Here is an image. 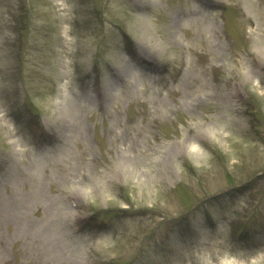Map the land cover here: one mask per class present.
Masks as SVG:
<instances>
[{
	"label": "rangeland",
	"instance_id": "374dc122",
	"mask_svg": "<svg viewBox=\"0 0 264 264\" xmlns=\"http://www.w3.org/2000/svg\"><path fill=\"white\" fill-rule=\"evenodd\" d=\"M0 264H264V0H0Z\"/></svg>",
	"mask_w": 264,
	"mask_h": 264
}]
</instances>
